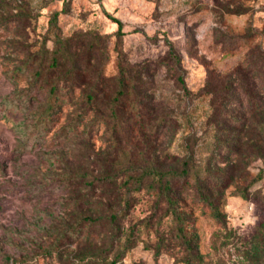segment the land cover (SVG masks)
<instances>
[{
  "label": "rangeland",
  "instance_id": "1",
  "mask_svg": "<svg viewBox=\"0 0 264 264\" xmlns=\"http://www.w3.org/2000/svg\"><path fill=\"white\" fill-rule=\"evenodd\" d=\"M0 264H264V0H0Z\"/></svg>",
  "mask_w": 264,
  "mask_h": 264
},
{
  "label": "trees",
  "instance_id": "2",
  "mask_svg": "<svg viewBox=\"0 0 264 264\" xmlns=\"http://www.w3.org/2000/svg\"><path fill=\"white\" fill-rule=\"evenodd\" d=\"M115 21L119 24V21L115 19ZM163 177V175H161ZM162 194L163 196H166L170 203L174 206L172 209V214L175 215L176 219L181 220L182 218L179 217L178 212L175 208V198H173V192H172V187L170 185H165L162 187ZM210 207L208 208H203L204 213H208L210 216H212L215 219L220 218V213L218 212L216 206H214L212 203L209 205ZM176 237L180 240V243L184 245L186 248L187 252L189 255H198L197 252V247L198 244L196 242L197 234L193 231H186L182 225H179L176 228Z\"/></svg>",
  "mask_w": 264,
  "mask_h": 264
}]
</instances>
